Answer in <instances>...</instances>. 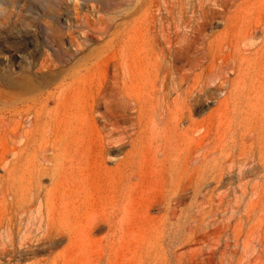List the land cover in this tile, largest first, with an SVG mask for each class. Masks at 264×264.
Returning <instances> with one entry per match:
<instances>
[{
    "label": "bare ground",
    "instance_id": "obj_1",
    "mask_svg": "<svg viewBox=\"0 0 264 264\" xmlns=\"http://www.w3.org/2000/svg\"><path fill=\"white\" fill-rule=\"evenodd\" d=\"M179 8L185 9L183 6ZM167 15L174 16L172 8L167 10ZM166 20L168 35L164 48L154 49L152 40H140L148 47V52L141 57V60H145L144 64L140 66L135 63L140 57L132 50L133 39L128 36L124 43L126 48L121 50L120 60H117L116 65L114 63L113 83L108 82L106 75L98 89L91 88L88 83L97 72L95 65L100 55L85 52L84 48L88 40L94 37L84 35L85 37H81L84 40L81 41L73 32H68L66 36L70 48L65 51L66 59L54 62L43 57L37 71L30 70L27 76L21 77L20 85L26 90L25 96L24 93L18 96L9 93L10 86L0 89L1 103L13 102L10 110L5 113L8 119L25 120L24 123L29 128L26 131L28 141L32 147L38 145L41 153L40 157L36 153L30 157L27 168V185L33 201L25 209L19 208V211L5 217L0 224V264L3 259L11 264L18 250L45 255L41 254L44 258L30 264H87L92 256L97 258L96 264H109L117 235L119 234L120 239L126 230L130 213L135 215L133 229L140 228L144 233L142 238L148 243L161 242V235L165 230L172 232L176 228L186 227L189 209L185 199L207 178L205 139L216 124L213 119V130L210 128L211 131H204L207 132L204 134L201 126L203 123L194 120V115L197 112L202 113V107L208 100V81L211 84L218 81L215 85L219 89L228 81L229 72H233L234 78L229 81L231 89L217 102L218 105H224L238 96L246 98L247 92L248 96L252 93L258 95L260 86L264 85V75L260 85L256 87L259 79L257 70L262 69H259L260 63L253 62L256 58L250 55L253 52L249 49V56L253 59L240 53L238 45V51L228 55L222 64H216V59L212 60L215 62L212 68L205 71L206 42L202 40L198 45L196 40L201 36L200 30V35L194 39L197 58L195 57V62L190 66H184L180 58L182 54L179 57L176 51L178 48L175 49L171 42L170 19ZM181 22L184 27L187 26V19H182ZM207 23L206 25L210 24ZM45 27L49 29V25ZM109 29L108 22L99 30V39ZM56 44L61 50L63 41ZM186 48L189 51L190 47ZM258 53L257 56H264L262 52L260 55ZM197 71L200 73H196ZM231 106L233 105L229 107ZM216 111L218 109L213 110L214 113ZM4 117L1 119H5ZM226 119L228 120V116ZM21 120L19 126L23 124ZM205 126L204 130L209 125ZM245 128L247 131V127ZM218 131L216 134L219 136ZM226 131L228 134L231 130L225 129ZM245 131L241 133L246 134ZM194 133L198 134L196 138L193 137ZM218 136H215L216 139L221 134ZM195 141L198 148L193 156L189 150ZM224 143L223 145L227 142ZM219 145L214 144L215 147H220ZM113 148L119 150L114 155L116 158L111 155ZM111 159H115L112 167L108 166ZM231 164L234 167V160ZM217 169L211 170V174L215 172L214 177L219 179L224 171L222 166ZM43 178L48 180L47 187L41 186ZM20 190L22 196L24 188L21 187ZM88 192L93 194L87 197ZM199 194L202 199L203 193ZM35 204L36 207L33 208ZM153 210L157 212L156 215H151ZM177 214L182 215L181 222L174 220ZM130 229L128 232H132ZM138 230L137 232L140 231ZM97 232L102 233L100 238H95Z\"/></svg>",
    "mask_w": 264,
    "mask_h": 264
},
{
    "label": "rangeland",
    "instance_id": "obj_2",
    "mask_svg": "<svg viewBox=\"0 0 264 264\" xmlns=\"http://www.w3.org/2000/svg\"><path fill=\"white\" fill-rule=\"evenodd\" d=\"M169 1L0 0V89H7V86H10L9 93L16 96L24 93L23 96H25L26 90L20 85L21 77L27 76L30 70L37 71L43 57L49 58L54 62L66 59L65 51L67 48H70L66 36L68 32H73L74 36L79 39L85 37L84 35L94 37V39L88 38L89 40L84 48L85 52L98 53L100 55V59L98 58L95 65L97 72L88 83L91 85V88L93 90L98 89L106 75H108V82L113 83L114 63L116 65L117 60H120L121 50L122 48H126L124 43L128 36H131L133 39L132 50L140 57L135 63H138L137 66H140L145 61L144 59L141 60V57L145 56L148 52L147 45H143L140 40L150 39L153 41L154 49L164 48L168 35L165 22L168 18L170 19L169 24H171L169 28L171 31V42L174 48H178L175 49L179 57L182 54L180 58L183 60L182 64L184 66L188 67L191 63L195 62L197 50L194 39L202 31V37L199 36V39L196 40L198 41V45H200L202 40H204V43H207H205V49L207 50L204 64V67H206L205 71H209L215 62H217L216 64H222L228 55L231 56V53H235L240 48L239 52H242L246 57L249 56L250 51L251 53L253 52L254 54L250 55L256 59L249 56L250 59L252 58L253 62L260 63L259 66L261 67L259 69H262L257 70L259 71L258 78L260 81H258L259 79L257 80L256 87H258V84L260 85L262 76L264 75V56H257V53L259 51L258 55L264 54V0ZM202 3L203 7L201 6ZM182 6L185 8L184 10L179 8ZM170 8L173 9L174 16L172 17L167 15V10ZM182 19H187L186 27L181 22ZM108 22L110 23L109 32L105 36H102V39H99V30L105 24H108ZM162 22L164 23L162 24ZM45 25H49V29ZM205 26L208 27L205 28ZM148 32L150 33L148 34ZM245 33L247 34L245 35ZM240 35H242L241 38ZM151 38H154V40ZM207 38L208 40H206ZM110 39L111 41L109 42ZM225 39L227 43H224L226 42ZM60 40L63 41L61 50H59L56 44ZM80 40L83 41L84 38ZM249 41L251 42L249 43ZM186 47H190L189 51ZM189 56L191 57L189 58ZM222 56L224 59L221 58ZM212 60H215V62ZM107 68L109 69L107 70ZM196 73H200V71ZM227 77H229L228 81L225 85L219 87V89L215 85L218 84V81L212 84L211 81H208L210 83L207 91L208 100L202 107V113L197 112L194 115V120L197 123H203L202 125L200 124L203 133L204 131L208 133L211 131L214 120L216 127L214 126L213 129L215 130L216 128V130L212 129L213 131L207 134V137L205 136L204 148L206 149L204 151L207 156V178L201 186L194 188L189 193L190 197L188 196L185 199L189 209L186 227L176 228L172 232L165 230L161 235V242L148 243L142 238L144 237V233L140 228L141 232L138 228L133 229L135 215L130 213L126 223L127 228L123 232L124 234L122 233L120 239H118L119 234L117 235L114 243L115 248H113L114 250L112 249L109 264H264V85L260 86V93L258 95L252 93L248 96L249 92H247L246 98L238 96L239 98H235V103V100H232L228 104L218 105L217 102L222 100L226 92L231 89L229 81L234 78L233 72H229ZM93 83L96 85H92ZM94 86L97 87L94 88ZM12 103L3 104L0 101V119L5 116V119L0 120V224L3 223L5 217L19 211V208L25 209L33 201V196H31V193L29 194L27 185V168L30 164V157L34 153L39 157L41 156L38 145L32 147V144L28 141L27 132L29 128L24 123L25 120L16 118L13 121V118L8 119V115L5 114L12 107ZM248 103L250 106H247ZM230 105L234 107H229ZM225 107H228V110ZM216 109L218 111L214 113L213 110L215 111ZM224 109L227 110V114L230 111L231 113L225 114ZM207 116L209 119H206L208 118ZM221 116L225 120H227L228 116V122L222 120L224 118ZM240 118L243 119L241 120ZM19 120L23 123L21 126H19L21 123ZM223 122L227 123L224 124ZM238 123H240L239 127H237ZM205 124L209 125H206L208 127L206 130H204ZM220 125L226 126L223 127L228 129V131L231 130L228 133L229 135L227 131L225 132V129L222 130L223 127L221 128ZM245 127H247V131H245ZM23 128L24 130H22ZM217 131L219 132V136L221 134L222 141L217 135L218 133L216 134ZM244 131L245 133L247 132V135L242 134ZM197 135L194 133L193 137ZM226 135L227 137H224ZM215 136H218L219 139H216ZM215 141H218V143L216 144ZM239 141L241 142L239 143ZM195 143L196 141L192 143L191 148L189 147L191 150H189V153L193 154V156L196 155L195 151L198 148ZM214 144L215 146L220 144V147H215ZM216 148L218 149L216 150ZM118 151L113 148L111 155H117ZM114 158L116 157L114 156ZM111 160L108 164L110 167H112L115 159ZM233 160L234 167H231ZM220 166L223 167L224 174L218 179L214 177L216 173L211 174V172L213 169H219ZM230 168L232 170H229ZM231 171L233 172L230 173ZM41 186H48L47 178L42 179ZM21 187L24 188L22 196H20ZM199 193H203L202 199ZM89 194L92 195L93 193L88 192L87 197L90 196ZM35 207L36 204L33 208ZM154 214H157L155 210L151 212V215ZM174 220L181 222L182 215L177 214ZM129 228L132 229V232H128ZM133 232L137 233L134 234ZM101 235V232H97L95 233V238H100ZM131 235H133V238ZM36 253L32 254L25 250H18L11 264H30V262L42 259L45 256L43 253ZM96 262L97 258L92 256L87 264H96ZM2 264L8 263L3 259Z\"/></svg>",
    "mask_w": 264,
    "mask_h": 264
}]
</instances>
